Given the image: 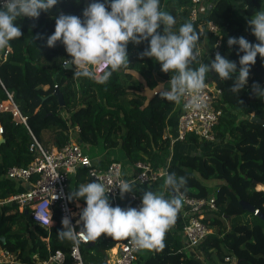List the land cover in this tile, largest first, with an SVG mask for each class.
<instances>
[{"label": "trees", "instance_id": "1", "mask_svg": "<svg viewBox=\"0 0 264 264\" xmlns=\"http://www.w3.org/2000/svg\"><path fill=\"white\" fill-rule=\"evenodd\" d=\"M203 1L209 3L211 9L199 16L207 17L221 29L220 54L235 61L239 68V56L243 53L239 52V45L230 48L228 38L243 36L252 43L259 42L248 19L264 8V0ZM90 2L92 0H60L55 9L42 12L39 18L18 19L16 23L21 26L23 36L10 42L12 52L7 61L2 62L5 49L0 50V102L7 98L6 90L13 92L14 100L27 116L25 125L16 123L10 112L0 111V125L5 137V142L0 144V198L18 191L15 182L3 177L6 169L12 165L26 166L33 159L29 150L30 132L46 147L62 146L69 139L70 128L79 125L81 131L77 140L81 144H101L105 149L122 148L129 163L148 161L154 170L167 169L161 180L171 173L184 176L187 184L180 192L190 196L211 195L209 187L198 175L221 181L215 188L216 208L205 211L203 220L213 232L197 246L200 258L184 248L179 238L178 233L187 221L181 210L175 225L165 235L164 247L148 250L144 259L140 252V264H264V220L259 216L264 213V124L251 119L264 120V98L253 91L254 84L264 88V58L257 56L248 85L239 93L230 89L233 80L223 81L212 71L207 79L222 90L215 102V108L221 110L213 128L216 139L203 142L188 134L172 146L164 134L175 114L178 120V105L161 98L160 92L164 89L157 79L169 81L172 73H164L154 58L141 57L140 53L149 47L148 41L139 45L129 43L131 65L127 70L113 73L106 84L75 77L76 68L66 67L63 63L70 58L61 42L55 47L47 46L48 36L55 31V18L62 13L82 17ZM161 6L176 17L177 28L185 21H191L192 0H161ZM162 30L163 26L161 33ZM206 35L207 38L201 37V42L207 40L210 51L214 37L208 31ZM46 85L47 89L44 88ZM57 90L63 95V106L54 94ZM172 133L175 135L176 131ZM177 142L181 148L195 146L200 150L193 154L173 152ZM112 161L118 160H100L97 166L104 168ZM92 181L86 167L78 168L69 176V197L81 184ZM258 185L261 188H257ZM157 186V192H162L166 198L172 196L165 185ZM138 194L142 200L143 195ZM240 200L253 204L259 213L243 209ZM69 201L86 207L82 198ZM110 202L115 207L111 197ZM117 206H132L128 193L119 196ZM54 219L55 224L47 228L33 223L30 215L20 211L17 204L0 206V250L16 253L22 264L45 260L56 250H61L65 254L64 264H72V242L58 235L63 230L58 209L54 210ZM226 220L230 222L229 227ZM82 227V222L75 225L76 230ZM118 241L102 234L93 244L91 241L83 244L81 252L85 262L105 263L107 250ZM226 257L230 260L226 261Z\"/></svg>", "mask_w": 264, "mask_h": 264}, {"label": "clouds", "instance_id": "2", "mask_svg": "<svg viewBox=\"0 0 264 264\" xmlns=\"http://www.w3.org/2000/svg\"><path fill=\"white\" fill-rule=\"evenodd\" d=\"M59 3L60 0H3L0 4V50L23 36L21 26L16 23L18 19L39 18L42 12H51ZM83 16L82 20L77 15L60 14L55 18L54 33L47 38L48 47H55L57 42L65 46L71 63L76 66L75 77L106 84L113 73L127 70L131 65L129 43L139 45L148 41L149 47L140 53L141 57L154 58L164 73H172L168 87L160 85L164 89L160 92L161 98L177 105L183 102L185 110L195 111L207 106L203 92L212 71L223 81L233 80L230 89L239 93L248 85L257 56L264 58V8L248 19L258 43L243 36L228 38L229 47L239 45V52L243 53L239 56V68L235 61L219 52L210 63L204 62L199 45L201 37L207 38L206 32L197 30L190 20L177 28L176 17L162 8L161 0H92L84 8ZM68 63L69 60L65 66ZM253 91L264 98V88L259 84H254ZM96 177L98 182L81 184L69 197L86 201L77 221L82 222L83 227L77 231L71 220L64 217L59 237L78 244L94 242L107 234L115 240L130 239L136 250L162 249L166 233L175 225L182 210L180 190L186 186L187 178L168 174L164 185L174 191L170 198L162 192L147 190L141 207L122 208L112 206L109 193L118 186L123 197L134 191V182L120 180L109 188ZM36 218L42 226L52 225V215L45 217L37 211Z\"/></svg>", "mask_w": 264, "mask_h": 264}, {"label": "built area", "instance_id": "3", "mask_svg": "<svg viewBox=\"0 0 264 264\" xmlns=\"http://www.w3.org/2000/svg\"><path fill=\"white\" fill-rule=\"evenodd\" d=\"M192 2L191 21L197 30L208 31L215 39L210 50V55L214 60L216 53H220L221 29L207 17L203 19L199 16L201 13L199 5L203 3V0H192ZM2 3L3 0H0V4ZM10 52V47H7L2 56V62L9 59ZM63 63L66 64L67 60ZM2 86L4 87L3 84ZM6 93L7 98L0 102V111L10 112L16 123L27 125V116L23 114L14 100L13 92L6 90ZM154 93L156 94V91ZM221 94V88L216 87L210 79H207L206 88L203 92L207 106L195 111L185 110L182 102L179 105L180 113L176 134L174 135L167 130L164 137L169 138L171 144L183 140L188 134L195 135L198 140L203 142L214 141L216 138L213 128L221 114V110L215 108V102L219 100ZM187 99L186 97L185 101ZM80 131L79 125L74 126L69 130V139L65 144L62 146L52 145L51 147L43 145L30 132L32 141L29 150L33 154V159L26 166L12 165L6 169L3 177L15 182L18 191L10 196L0 198V206L11 203L17 204L20 211L26 210L30 215V220L39 225L41 223L36 218L37 211L43 213L45 217L52 215V225H44L47 228L55 224L54 210L58 209L62 220L64 217H68L75 226L80 220V212L84 206L79 202L71 203L69 201L68 188L71 174L80 167H86L94 181L98 182L96 177L98 176L109 188L118 184L120 180H126L123 174V165L119 161H112L104 168L97 166V162L85 152L82 144L77 140ZM2 133L3 128L0 125V134ZM133 166L135 168L133 179L140 184L156 182L167 174V169L154 170L148 161H136ZM181 194L183 195L182 213L187 221L178 233L179 238L183 242L184 248H195L212 232V228L203 219L206 210L216 208V194L206 197L190 196L183 192ZM120 195L119 187H113L109 196L114 206H117V199ZM128 197L132 202L131 207L139 208L142 206V200L136 190L129 192ZM75 213L78 214V220ZM254 213H259V209L256 208ZM83 244L86 243L83 241L78 244L72 242L70 249L72 264H88L82 256L81 247ZM140 251L136 250L130 239H120L107 250V259L103 264H134L139 260ZM225 259L229 261L230 257ZM64 262L65 254L61 250H56L47 259H36L33 264H64ZM0 264L22 263L16 258V253L2 249L0 250Z\"/></svg>", "mask_w": 264, "mask_h": 264}, {"label": "crops", "instance_id": "4", "mask_svg": "<svg viewBox=\"0 0 264 264\" xmlns=\"http://www.w3.org/2000/svg\"><path fill=\"white\" fill-rule=\"evenodd\" d=\"M199 9H200L201 13H203V14L204 13H209L210 9H211V5L209 3L203 1V3L199 5ZM199 47H200V50H201V52L203 54V61L209 63V61H210L209 59L212 58V57L210 55V51L207 49L208 41L203 39V41L201 42ZM193 67H196V66L193 65ZM157 79L159 81V85H164L163 86L164 88L168 87V85H167L168 81L167 80H165V79H163L161 77L157 78ZM177 108H179V105L177 106ZM179 113H180V108H179ZM176 127H177V115L175 114L174 117L171 118V120H169L168 125H167V129L170 132H174V131H176ZM174 143L176 144V141ZM177 143H178L177 145H174L175 146L174 152L176 150H178V149H181L180 142H177ZM173 144H172V146H173ZM82 146H83L84 150L86 151V153L95 162H99L100 160H110V159H117L119 162H121L122 165H123V174L125 176V179L128 180V181L134 182L133 183V190H136L141 195L144 194V191L150 190L149 185L141 184V185H144V186H140V184L138 182L134 181L133 177H134L135 173H134V169H133L134 168L133 164L129 163L128 160H127L128 164H125L118 158V153L122 150L121 148L105 149V148H103V146L101 144L91 145V144H87V143H83ZM202 183H204V182L202 181ZM158 184H160V185L163 184L164 185V179L163 180L159 179L158 181H156V185H158ZM206 185L208 186V184H206ZM76 218H77V220L79 219L78 216Z\"/></svg>", "mask_w": 264, "mask_h": 264}, {"label": "rangeland", "instance_id": "5", "mask_svg": "<svg viewBox=\"0 0 264 264\" xmlns=\"http://www.w3.org/2000/svg\"><path fill=\"white\" fill-rule=\"evenodd\" d=\"M214 40H215V39L213 38V41H214ZM10 49H11V48H10ZM11 52H12V49H11ZM11 52H10V53H11ZM10 55H11V54H10ZM44 88L47 89V88H48V85L44 86ZM177 109L179 110V108H177ZM65 115H66V114H65ZM75 127H76V126H75ZM70 129H71V128H70ZM83 149H84V148H83ZM108 149H109V148H108ZM121 149H122V148H121ZM198 150H200V148H197V147H195V146H186L185 148H181V149H178V150H176V151L180 152V154H182V153H191V154H193V153H197ZM85 152H86V151H85ZM173 152H174V150H173ZM176 155H179V154L176 153ZM118 158H119L123 163L128 164L127 157H126V154H125L124 151L121 150V151L118 153ZM133 169H134V173H135V168H133ZM198 177H199L200 181H203V182H204V184H205V183L208 184V187H209V189H210V191H211V195H212V193L215 194V188L218 186L219 182H221V181L216 180V179H212V180H210V179H203V178H201L199 175H198ZM209 180H210V181H209ZM139 184H140V183H139ZM206 184H205V185H206ZM147 185H149L150 190H152V191H154V192H157V191H158V186L156 185V182L148 183ZM140 186H144V185H141V184H140ZM257 188H261V185H258ZM148 189H149V188H148ZM75 216L77 217L78 214L76 213ZM226 224L228 225V227L230 226V222L227 221V220H226ZM212 232H213V229H212ZM188 250L190 251L191 254H194V255H196L197 257L200 258L201 255H200V252L198 251L197 247H195V248H190V249H188ZM140 252H141V257H142L143 259L146 257V255H148V250H141ZM139 258H140V257H139ZM134 264H140V263H139V260L136 261Z\"/></svg>", "mask_w": 264, "mask_h": 264}, {"label": "water", "instance_id": "6", "mask_svg": "<svg viewBox=\"0 0 264 264\" xmlns=\"http://www.w3.org/2000/svg\"><path fill=\"white\" fill-rule=\"evenodd\" d=\"M81 19L83 20V19H85V17L82 16ZM66 67L73 68V69L76 68L75 65L71 63L70 60H69V63L66 65ZM54 94L58 97L59 104L61 106H63L64 105V98H63L62 93L57 90V91L54 92ZM251 119L254 120V121H257V122H260V123L264 124V120L263 119L256 118V117H252ZM3 142H5V137L3 136V134H0V144L3 143ZM168 189L170 190L171 194L174 195V191L172 189H170V188H168ZM240 204H241L243 209H245V210H247L249 212H254L255 209H256L253 204H251V203H249L248 201H245V200H240ZM25 213H27L26 210H25ZM259 216H260V218L262 220H264V213H259ZM94 242L91 241V244H93Z\"/></svg>", "mask_w": 264, "mask_h": 264}]
</instances>
